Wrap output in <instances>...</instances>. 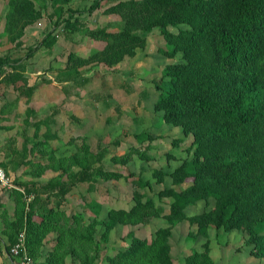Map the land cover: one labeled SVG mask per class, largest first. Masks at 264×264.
<instances>
[{
    "label": "trees",
    "instance_id": "1",
    "mask_svg": "<svg viewBox=\"0 0 264 264\" xmlns=\"http://www.w3.org/2000/svg\"><path fill=\"white\" fill-rule=\"evenodd\" d=\"M59 1L61 5L71 0ZM99 1H92L86 12L96 9ZM110 1L114 2L106 11L118 16L119 29L89 30V38L102 42L101 45L85 57L68 53L56 80L76 81L83 66L100 63L111 67L125 56H133L136 49L145 46L144 33L156 28L165 44L161 53L174 61L163 65L159 80L153 83L158 91L153 109L161 112L164 123L180 127L182 134L191 139L185 150L186 159L168 173L160 168L150 171L156 182H162L165 175L170 179L168 187L155 193L158 199H171L159 216L165 225L155 228L149 238L128 233L127 245L105 255L99 264H177L170 255L168 237L172 226L183 220L195 226L194 234L188 232L194 237H206L208 227L241 231L243 244L251 247L255 260L263 259L264 0ZM5 7L4 31L10 42L19 45L23 28L38 16L30 0H6ZM66 10L65 19L57 16L51 30L62 22L64 28L73 27L76 11ZM51 30L27 48L23 58L43 46ZM23 58L11 59L7 64L10 71L2 76L13 85L19 80L20 87H24L25 81L18 73ZM4 62L0 58V66ZM24 89L31 91L30 87ZM146 137L150 139L149 135ZM88 149L81 141L68 155L55 156L48 152L44 166L54 175L42 185L36 186L29 180L21 189L13 186L14 210L12 218H3L2 230L8 255L9 245L23 229L26 251L36 259L35 264H64L66 255L77 264H95L96 226H101L100 237L104 239L116 223L142 225L149 217L159 214L151 201H140L136 192L127 210L107 211V223L94 219L85 223L78 214L66 216L57 208L58 202L47 206L48 194L60 200L75 183L95 177L104 180L124 177L119 171L104 170L99 163L103 153L92 154ZM133 156L143 155L129 147L121 154H112L109 160L125 165ZM30 163L39 172L44 169L43 163ZM137 179L148 186L147 180ZM42 193L46 194L43 198ZM197 200L205 205L211 202V206L187 215L183 209ZM51 231L55 232L54 245L42 255L41 242ZM209 251V241L203 240L199 247L182 256V264H212Z\"/></svg>",
    "mask_w": 264,
    "mask_h": 264
},
{
    "label": "rangeland",
    "instance_id": "2",
    "mask_svg": "<svg viewBox=\"0 0 264 264\" xmlns=\"http://www.w3.org/2000/svg\"><path fill=\"white\" fill-rule=\"evenodd\" d=\"M30 1L33 11L38 16L33 23L37 22V27L41 31H38L40 38L31 41L27 48L34 46L51 30L57 16L65 19L66 9L76 11L73 14L76 18L73 27L64 28L62 22L51 30L46 43L41 47L42 63L38 65V69L40 67L38 78L33 79L34 74L22 76L25 80L24 87L32 89L33 86L26 85L29 82L33 83L34 87L42 84L41 87L48 90L44 93L45 98L41 96L42 99H55L51 95L52 88L60 95L59 156L73 152L75 145L83 141L88 145L90 153H103L99 163L104 170L119 171L125 177L107 180L95 177L88 182H78L72 185L60 200L48 194L47 203L54 205L58 202L57 208L66 216L78 214L85 223L92 219L107 223V211L127 210L133 203V194L136 192L140 195V201H151L153 208L157 207L159 211V214L149 217L142 225L114 224L104 239L100 237L101 226H96L93 239L97 256L94 263L99 264L105 255H112L127 245L128 233L138 238H149L155 228L165 225V221L159 216L161 211L166 210L171 199L166 197L158 199L155 193L168 187L170 179L165 175L162 182H156L150 177V171L160 168L168 173L182 159H186L188 152L185 150L191 139L189 135L182 134L180 127L164 123L161 120V112L153 109V103L158 95L153 83L159 80L163 65L174 59H169L161 53L165 48L164 41L157 29L152 28L144 33L146 40L144 48L136 49L133 56H125L111 67L100 63L83 66L76 81L58 82L56 80L60 78L58 71L63 67L68 53L85 57L90 50L101 45L102 42L89 38V30L119 29L118 16L106 11L114 1L100 0L98 7L90 13L86 12V8L94 0H71L61 5L59 0ZM170 30L175 31V28ZM29 67L32 68L31 65ZM47 75L51 76L54 82ZM15 85H21V82L16 80ZM146 135H149L150 139ZM175 139L179 140L175 142ZM35 146L38 149L43 147L42 144ZM129 147L135 148L143 156H133L125 165L110 162L109 156L121 154ZM55 148L56 146L50 149V152L57 156ZM30 161L36 164L43 163V166L46 164L45 160L38 158L24 161L1 159L0 167L7 173L12 186L21 189V185L29 180L35 182L36 186L42 185L54 175L46 166L39 172ZM20 165L22 166L18 168ZM49 171L52 173L48 174ZM36 172L40 174L35 175ZM137 177L147 180L148 186L141 184ZM45 195L42 193L40 197L43 198ZM210 203L205 205L203 201L197 200L183 210L187 215L200 213L207 210L211 206ZM206 231V237L201 235L194 237L192 234L188 235V232L194 234L196 228L186 221L177 222L172 226L168 244L170 255L177 264H182V256L189 250L199 247L203 240L209 241V257L212 264H264V258L255 260L250 252L251 247L243 244L244 235L241 231L227 232L209 227ZM66 259L67 264H77L67 255L64 264ZM33 260L36 263V259Z\"/></svg>",
    "mask_w": 264,
    "mask_h": 264
},
{
    "label": "crops",
    "instance_id": "3",
    "mask_svg": "<svg viewBox=\"0 0 264 264\" xmlns=\"http://www.w3.org/2000/svg\"><path fill=\"white\" fill-rule=\"evenodd\" d=\"M5 11V0H0V58L5 61L0 66V161L1 159L24 161L29 158L46 160V155L54 146H56L55 151L59 156V105L61 100L59 101L60 95L57 90L52 88L51 95L55 99L46 100L44 99V93L48 90L41 87L42 84L34 87L33 83L28 82L27 86H33L31 91L28 92L25 89H20V85H17L19 87L17 88L16 85L2 78L4 73L10 71L7 64L10 63L11 59L23 58L26 52L22 53V51L27 50V46L31 44V41L40 38L38 31H41V29L37 27V22L25 26L22 35L19 37L20 44L15 45L9 41L8 33L4 31ZM41 47L34 50L30 56L22 59L23 67L18 73L24 77L27 74H34L32 75L34 76L33 79L38 78L40 73L38 65L42 63L40 58ZM28 63L32 68L27 65ZM47 77L51 78L49 75ZM52 82H54L53 79ZM52 82H49V84ZM41 96L44 98L42 99ZM37 144H42L43 147L39 149L33 147ZM51 154L53 153L51 152ZM21 166H18V168ZM51 173L52 171L48 172V174ZM5 174L7 175L6 172ZM11 190L0 188V264H18L16 258L6 253L3 243V238H5L2 231L3 218H12L14 210V199ZM47 206H50V204ZM54 240L55 232L53 231L44 236L40 245L42 255L51 250ZM67 260H65V264H67Z\"/></svg>",
    "mask_w": 264,
    "mask_h": 264
},
{
    "label": "built area",
    "instance_id": "4",
    "mask_svg": "<svg viewBox=\"0 0 264 264\" xmlns=\"http://www.w3.org/2000/svg\"><path fill=\"white\" fill-rule=\"evenodd\" d=\"M0 188L12 189L13 186L9 177L5 174L4 170L0 167ZM30 198V196H28ZM8 253L11 257L18 260V264H35L34 260L28 255L25 248V235L24 230L21 229L15 235L14 241L9 245Z\"/></svg>",
    "mask_w": 264,
    "mask_h": 264
}]
</instances>
